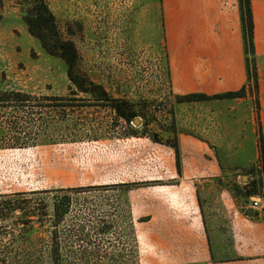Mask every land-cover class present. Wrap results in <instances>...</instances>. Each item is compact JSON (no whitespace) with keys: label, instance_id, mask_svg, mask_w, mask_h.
Wrapping results in <instances>:
<instances>
[{"label":"rangeland","instance_id":"rangeland-1","mask_svg":"<svg viewBox=\"0 0 264 264\" xmlns=\"http://www.w3.org/2000/svg\"><path fill=\"white\" fill-rule=\"evenodd\" d=\"M32 1L0 0V88L23 90L37 99L68 95L69 115L61 121L52 107L43 108L47 115L42 116L50 122L28 125V130H41L38 143L0 148V202L25 198L43 205L41 222L34 223L27 222L24 209L4 205L0 264H156L164 248L151 241L147 219L165 207L166 193L182 190L186 183L168 144L181 133L209 136L214 142L223 130L197 129L215 123L214 113L220 112L216 100L222 99L178 102L162 0H45L61 34L75 43L84 73L107 94L133 102L145 118L129 125L116 118L106 100L105 107L76 100L69 95L65 65L45 54L24 23ZM250 84L244 96L228 100L246 98V119L253 117L258 135V88ZM227 109L232 110L231 103L223 111ZM14 111L26 115L12 108L6 113ZM229 123L226 136L232 131ZM7 144L0 138V147ZM216 152L231 163V171L236 169L225 186L247 199L244 186L253 178L244 168L252 171L255 164L242 167L235 164L234 152ZM55 200L62 210V203H70L58 223L52 214Z\"/></svg>","mask_w":264,"mask_h":264},{"label":"crops","instance_id":"crops-1","mask_svg":"<svg viewBox=\"0 0 264 264\" xmlns=\"http://www.w3.org/2000/svg\"><path fill=\"white\" fill-rule=\"evenodd\" d=\"M250 2L259 128L264 142V0ZM162 7L171 85L176 94L214 95L247 86L239 0H162ZM245 101L216 100L220 112L214 113L215 123L199 124L197 129L223 130L214 142L209 136H178L179 175L185 186L166 193L169 201L165 207H157L147 219L153 232L151 241L164 248L156 264H264V208H253V196L249 200L235 196L225 186L236 169L232 172L231 163L216 152H234L235 164L242 167L257 164L259 135L253 117L246 119ZM230 103L232 110L223 111ZM227 118L232 130L228 136L224 132Z\"/></svg>","mask_w":264,"mask_h":264},{"label":"trees","instance_id":"trees-1","mask_svg":"<svg viewBox=\"0 0 264 264\" xmlns=\"http://www.w3.org/2000/svg\"><path fill=\"white\" fill-rule=\"evenodd\" d=\"M241 26L243 32V40L246 51V71L248 82L251 83L253 88H258V72L255 60V45H254V21L253 12L250 0H239ZM24 23L27 26L29 33L40 43L45 54L48 57L56 58L61 61L66 67V76L70 83L71 93L76 100H84L90 102V106L100 105L105 107V100L108 102V107L115 113L116 118L123 119L129 125L138 117L145 118L143 114L138 110L137 106L127 99L115 98L107 92L105 87L101 84L94 82L89 76L84 73L81 68V58L77 50V47L73 40L64 37L59 29L56 21V16L49 9L45 0H33L30 3V8L26 10L24 15ZM246 94V85H244L238 91H229L221 94L207 95L204 93H188L178 96V102L180 103H193L201 102L213 99H232L236 97H242ZM69 100L68 95H57L52 97H45L43 99H37V97L31 95L29 92L18 89H2L0 88V127L4 126L5 129L0 128V138L9 142L7 145H1L0 148H15L26 147L27 145L38 143L40 139L41 130H28V125L33 122L49 123L50 120H45L42 116L47 115L43 108L52 107L54 113L61 116V121H67L69 112H67L68 105L65 101ZM42 101L51 102L53 104H42ZM40 102V103H39ZM23 111L26 115L19 116L18 112L14 111L6 113L8 109ZM39 108V111H33ZM24 109H30L31 111H24ZM41 109V110H40ZM41 115L42 117L33 118L32 115ZM5 117V119H4ZM24 125V126H23ZM27 126V127H26ZM47 131L48 130H44ZM134 135V133H133ZM259 150L260 155L257 164L249 171L244 168L245 174L249 175L253 179L247 181L244 190L249 193L247 199L249 200L253 194L261 195L264 199V142L262 134L259 130ZM45 143V142H44ZM42 145H46V144ZM175 150L176 155V167L179 174H181V152L179 148L178 135L174 142L168 144ZM239 194L240 192L236 190ZM37 192H30L29 196L35 195ZM240 194H244L241 192ZM247 196V194H245ZM68 201V197L65 196ZM30 199L15 198L7 202H0V215L3 211L4 205L8 204L9 209L12 211L25 210L28 223H34L35 220L41 222L40 218L42 214L43 205L37 204V206L31 203ZM56 202L52 203V214L55 218V223H58L60 219L68 212L70 203ZM6 207V206H5ZM8 208V207H6ZM45 214V213H44ZM47 214V213H46ZM37 217V219H34ZM4 218L0 217V221Z\"/></svg>","mask_w":264,"mask_h":264},{"label":"built area","instance_id":"built-area-1","mask_svg":"<svg viewBox=\"0 0 264 264\" xmlns=\"http://www.w3.org/2000/svg\"><path fill=\"white\" fill-rule=\"evenodd\" d=\"M263 197L261 195H258V197H252V207L257 209L264 208L263 204Z\"/></svg>","mask_w":264,"mask_h":264},{"label":"water","instance_id":"water-1","mask_svg":"<svg viewBox=\"0 0 264 264\" xmlns=\"http://www.w3.org/2000/svg\"><path fill=\"white\" fill-rule=\"evenodd\" d=\"M134 122H135L136 124H138V123L140 122V120H139L138 118H136V119L134 120ZM244 177H246V176H244Z\"/></svg>","mask_w":264,"mask_h":264}]
</instances>
